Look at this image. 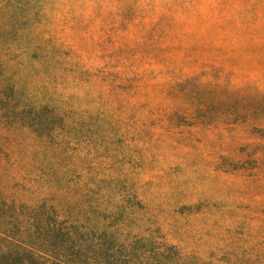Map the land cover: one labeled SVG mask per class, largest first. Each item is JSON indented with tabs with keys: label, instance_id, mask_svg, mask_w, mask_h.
<instances>
[{
	"label": "rangeland",
	"instance_id": "374dc122",
	"mask_svg": "<svg viewBox=\"0 0 264 264\" xmlns=\"http://www.w3.org/2000/svg\"><path fill=\"white\" fill-rule=\"evenodd\" d=\"M6 1L7 71L54 116L57 165L110 202L114 226L175 247L160 264L256 259L264 0Z\"/></svg>",
	"mask_w": 264,
	"mask_h": 264
},
{
	"label": "trees",
	"instance_id": "16d2710c",
	"mask_svg": "<svg viewBox=\"0 0 264 264\" xmlns=\"http://www.w3.org/2000/svg\"><path fill=\"white\" fill-rule=\"evenodd\" d=\"M7 70L0 55V264H160L163 249L176 248L156 233L124 235L126 222L114 226L110 202L91 197L89 186L74 181L77 171L57 165L54 116L24 98ZM126 220L138 225L131 215ZM248 256L226 264H264V247L256 259ZM169 261L183 264L188 256Z\"/></svg>",
	"mask_w": 264,
	"mask_h": 264
}]
</instances>
